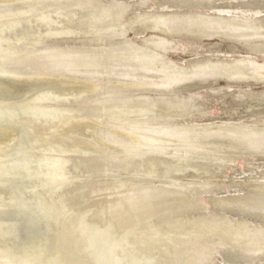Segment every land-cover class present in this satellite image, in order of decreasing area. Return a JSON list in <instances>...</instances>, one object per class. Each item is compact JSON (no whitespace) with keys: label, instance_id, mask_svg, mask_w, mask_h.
I'll use <instances>...</instances> for the list:
<instances>
[{"label":"bare ground","instance_id":"6f19581e","mask_svg":"<svg viewBox=\"0 0 264 264\" xmlns=\"http://www.w3.org/2000/svg\"><path fill=\"white\" fill-rule=\"evenodd\" d=\"M216 1L0 0V264H57V259L49 262L43 253L35 254L40 241L34 246L29 242L34 224L44 238L54 231L55 248L64 253L59 264H89L92 256H102L105 262L116 256L105 241L118 226L145 218L157 230L170 215L177 222L186 217L215 219L220 213L210 207L224 201L243 205L235 197L242 193L212 192L214 196L202 191L201 197L198 188L235 180L254 194L264 193V167L255 159L264 157V89L253 86L264 85V0H234L228 14L211 12ZM248 11L256 13L242 14ZM190 34L192 39L187 38ZM210 34L217 39L208 44L210 51L226 43L237 57L204 55L199 42H209ZM98 63L119 65L113 73L128 88L121 91L106 84L95 93L80 94L84 81L102 77L94 70ZM220 80L227 88L242 90L238 103L245 114L238 121L219 118L230 106L227 88L210 89ZM109 106V120L130 129L123 132L121 125L118 131L104 133L96 127V144L103 149L94 154L77 150L83 138H74L62 127L70 117H86L96 121L95 126ZM213 106L220 112H211ZM144 112L150 115L140 117ZM204 114L215 117L196 122ZM137 137L154 152L168 139L179 146L174 155L168 156V151L166 156L132 159L128 143ZM104 139L116 141L122 149L107 151ZM186 147L197 155L185 157ZM239 148L248 154L237 152ZM240 160L242 167L208 175L211 167ZM112 193L117 203L108 206ZM194 197L199 203L191 213L185 208L173 212L176 215L164 211L185 207ZM209 202L214 204L210 209ZM263 225L228 218L227 236H200L207 240L182 264H258L264 255ZM139 226L135 230L140 234L153 233ZM88 248L93 253L86 252ZM127 249L124 245L123 253Z\"/></svg>","mask_w":264,"mask_h":264},{"label":"rangeland","instance_id":"374dc122","mask_svg":"<svg viewBox=\"0 0 264 264\" xmlns=\"http://www.w3.org/2000/svg\"><path fill=\"white\" fill-rule=\"evenodd\" d=\"M13 1H15V2H13ZM23 1V0H22ZM233 1L234 0H217L216 2H217V5L214 7V8H212V10H211V12H214V13H217V14H228V13H230V11H233L232 9V6H231V4L233 3ZM7 2H9V3H17V0H10V1H8L7 0ZM18 2H21V0H18ZM256 12H253V11H251V12H245V13H242L244 16H252L253 14H255ZM202 22H206L205 20H201ZM188 37V39H192L193 37H192V34H190V36L189 35H187ZM212 34H210L207 38L210 40L209 42L207 41V40H199L200 42V46H199V49H201L202 51H203V54L204 55H207V56H213V55H216V56H223V57H225V58H236L237 57V52L235 51V50H233V52L231 51V49H229L228 48V46L226 45V43H221L220 44V46H219V44L218 45H216V46H218V48H216V49H214V50H212V51H210V49H208L209 47H208V44H210L211 43V45H213L214 44V42H216L217 41V39H216V37L215 36H212ZM212 40V41H211ZM236 53V54H235ZM79 54V53H78ZM177 60H179V61H181V60H183L182 58H178ZM94 66H95V68H94V70L96 71V72H100L101 74H103L102 75V77L100 78V79H98V80H92V81H89V82H86V81H84L83 83H82V85H81V87H85L84 88V90H83V88H82V90L80 91V94H82V95H87V94H91V93H95V92H97L100 88H101V86L103 87V86H105L106 84H108V85H110V84H112V85H114V86H117V88L118 89H120L121 91L122 90H126L125 88L127 87V86H125V83L121 80V78L119 77V75H117V74H115V73H113V72H116V70H118L120 67H119V65L118 66H112L110 63H107V64H94ZM105 69V70H104ZM126 69H130V66H128ZM194 70V69H193ZM104 71H110L111 73H109V74H104L103 72ZM130 72V73H129ZM132 72H134V71H132ZM132 72L131 71H127V73L128 74H132ZM193 71L191 70V73H192ZM195 72V71H194ZM96 81V82H95ZM222 81V82H221ZM224 81L223 80H220L219 82L217 81V84H215V85H212L211 87H210V89L212 90V91H216V92H218V91H220L222 88H227L226 86V84L225 83H223ZM85 83H87L86 85H85ZM100 83V84H99ZM216 83V82H215ZM258 82H256L253 86H254V88H263L264 89V87H262V86H264V85H258L257 84ZM99 86H98V85ZM91 85H93L92 87H91ZM89 86V87H88ZM98 86V87H97ZM122 86H124V87H122ZM216 87V89L214 88V87ZM55 87H56V85H55ZM89 88V89H88ZM123 88V89H122ZM128 88V87H127ZM97 91H96V90ZM85 90H87V91H85ZM90 90V91H89ZM134 90V89H133ZM93 91V92H92ZM214 91V92H215ZM242 90H239V89H235V88H232V89H230V88H227V90H225V92H228L227 94H226V97H225V99L230 103V106H229V108L227 109V111L225 112V113H222L220 116H219V118L221 119V120H232V121H238L242 116H243V114H245L244 112L242 113V111L240 110L241 109V107L239 106V98L241 97V95H240V92H241ZM82 92V93H81ZM90 92V93H89ZM135 92V91H134ZM133 95H135V97L137 96V93H134ZM241 99V98H240ZM217 106H213L212 108H211V112H213V113H215V112H220L219 110H221V109H219L218 107L216 108ZM108 109H107V113L106 114H101L99 117H98V119H100L99 121H97V123L95 124V126H94V123L96 122V121H89V119L88 118H86V117H75V118H72V120H70L71 119V117H70V119L68 120V122L69 123H66L63 127H62V129L63 130H65L66 132H69V134H71V135H73V137L75 138V137H80V138H83V140L82 141H79V143H78V145H76L75 146V148L77 149V150H79V151H82V152H85V153H88V154H94V153H96V152H98L99 150L101 151L102 149H103V147L104 146H99V145H97L96 144V140H98V137H95V134H96V132L94 133V131H95V129H96V127L100 130V131H102V132H104V133H106V132H111V131H118L119 130V128H120V126H121V128H122V130H123V132H126V131H124V130H126V129H130V126L128 127V125H125V123L124 124H121V123H119L118 121H116V120H113V121H110L111 119L108 117V114H110L109 112H112L111 110V108H110V106L109 107H107ZM229 111V112H228ZM53 114H55V113H53ZM146 114H149V113H147V112H144V113H140L139 115H141L140 117H143V115H146ZM226 114V115H225ZM104 115V116H103ZM150 115V114H149ZM194 115V114H193ZM228 115V116H227ZM102 116V117H101ZM203 117H202V119H200V118H198V119H196V122H209V121H211V119H213L214 117L213 116H205V114L204 115H202ZM136 117H139L138 115L136 116ZM207 117H209V119H207ZM226 117V118H225ZM85 118H86V120H85ZM211 118V119H210ZM73 119H74V121H73ZM76 119H78V120H76ZM80 119H81V123H80ZM83 119V120H82ZM110 119V120H109ZM203 120V121H202ZM86 121H87V123H86ZM103 121V122H102ZM73 122V123H72ZM86 124H85V123ZM112 122H113V124H112ZM70 123H72L71 124V126H70ZM80 123V124H79ZM92 123H93V125H92ZM115 123V124H114ZM118 123V124H117ZM105 124V125H104ZM73 125V126H72ZM89 125V126H88ZM116 127H115V126ZM117 125L119 126L118 128H117ZM70 128H69V127ZM87 126V127H86ZM126 126V127H125ZM88 127L90 128V129H88ZM104 127V128H103ZM114 127V128H113ZM66 128V129H65ZM117 128V129H116ZM126 128V129H125ZM73 129V130H72ZM87 129V130H86ZM72 130V131H71ZM82 130V131H81ZM85 130V131H84ZM91 132H93V133H91ZM93 130V131H92ZM121 130V129H120ZM78 131V132H77ZM84 132V133H83ZM79 133V134H78ZM77 134H78V136H77ZM123 134H126V133H123ZM87 135V136H86ZM94 136V137H93ZM95 138V139H94ZM97 138V139H96ZM136 139V140H135ZM108 139H104V143H106L105 144V146L108 148V146L110 147L109 149H107L106 148V150L107 151H118V150H120V149H122V146L120 145V144H117V142L116 141H112V140H108ZM170 140V141H169ZM89 141H90V143H89ZM93 141H94V143H93ZM135 141V142H134ZM141 144V142H140V139L137 137V138H134V139H132V141L131 142H129L128 143V150H130V153H131V156H129L130 158H134V157H136V158H141V157H149V155H153L154 153L156 154H161L162 155V153H163V155L162 156H166L165 154L167 153V155L169 156V155H171L172 153V155H174L175 154V150L177 149V146H179L177 143H176V141L174 142V140L172 139H168V140H164V141H160V145L159 144H157L156 145V148L158 149V152H154L153 150H151L148 146H146V144H144L145 145V147L143 146V145H140L138 142ZM169 142V143H168ZM171 142V143H170ZM92 143V144H91ZM103 143V142H102ZM103 143V144H104ZM164 143V144H163ZM80 144V145H79ZM166 144V145H165ZM88 145V146H87ZM95 145V146H94ZM97 145V146H96ZM169 145V146H168ZM172 145H174V146H172ZM101 148H99V147ZM162 146V147H161ZM113 147V148H112ZM116 147V148H115ZM131 147H132V149H131ZM148 147V148H147ZM164 147V148H163ZM175 148V149H173V148ZM93 148V149H92ZM97 148V151L95 150ZM141 148V149H140ZM146 148V149H145ZM160 148H162V149H160ZM148 149V150H147ZM164 149H167V151L166 150H164ZM172 149H173V151H172ZM184 149V148H183ZM187 147L184 149V150H182V151H184V153L185 154H183V152H182V154L185 156V157H193V156H196L197 154H195L196 152H195V150H192V149H194V148H189V149H187ZM94 150V151H93ZM160 150V151H159ZM237 150V149H236ZM239 151H237V152H241V153H244V154H248V152L247 151H245L243 148H239L238 149ZM191 151V152H190ZM146 152V153H145ZM186 153H191V154H189V156H188V154L186 155ZM145 154V155H144ZM148 154V155H147ZM142 155H144V156H142ZM128 157V158H129ZM255 159H257V163L259 164V163H262L261 165L264 167V157H259V156H257ZM259 159V160H258ZM221 165V164H220ZM214 166V167H211V168H209L208 169V171L210 172V174H208L209 176L211 175V172H214L215 170H222V171H225V170H229V171H231V170H233V169H236V168H238V167H242L243 166V161L242 160H240V161H236V164H234V165H230V166H227V165H225V164H222L221 166ZM238 166V167H237ZM234 167V168H233ZM236 167V168H235ZM235 177L237 176V175H234ZM233 176V177H234ZM211 177V176H210ZM227 181V180H226ZM225 180H223L222 182H220L219 184H216V186H209V187H204V188H198L199 190H201V191H199L198 192V196H201V197H203L204 196V192H202V191H207V192H209V191H211L210 193L212 194V192H214V193H217L218 195H221V196H224V195H227L228 194V192L229 193H242L243 194V196H241V195H238V196H235L236 198H239L240 200H241V202L243 203V205H241V206H238V205H236L234 202L232 203V201H230V202H228V201H224L223 203H221V204H219V205H214V204H212V202H209V203H211V204H208L206 207L207 208H209L210 206H212V205H214V207L216 206V207H218L219 209H221V210H218V208H214L213 206L212 207H210L209 209L211 210V211H216V209H217V211L215 212V213H220L218 216H220V217H214L215 219H213V218H211V219H207L206 217H200V218H203V219H200V221L199 220H191V219H188L189 217H186V218H184L183 220H180V221H178L177 222V220H176V218H175V216L174 215H170L169 216V218L170 219H167V220H165L163 223H162V227H161V229H154L153 227V222H152V220L151 219H147V220H145V218H143L141 221H139V222H136V221H134L132 224H130V225H127V226H125V227H123V228H121V227H119L118 226V228L116 229V228H114V225H113V228L115 229L113 232H111L110 234H108L107 236H108V240L107 241H105V242H107V248L110 250V251H112L111 253H114V255H116V256H113V257H115L114 259L113 258H108L105 262H103V259H102V256H99L98 258L96 257V256H92V257H90V262H89V264H156L157 262H158V264H182V263H185V261H187V259H189L188 257H190L191 256V254L192 253H194V249H195V247L199 244V243H202V242H204V241H206L207 239V237H209V238H211L210 237V233H211V235L213 236V234H214V237H216L217 236V238L219 237L220 238V236H221V238L220 239H223V237H225V236H227V234H226V232H229V231H225V226H226V221H227V219L228 218H232L233 220H235V221H241V219H242V221H246V222H248V223H250V224H252V225H257L256 227H258V228H260L263 224H264V210H262L261 211V209H264V193H256V194H254V192L252 193L251 192V190H248V189H244V188H241L240 187V185H238L236 182H235V180H231V182L230 181H227L226 182ZM237 185H236V184ZM229 184H231L229 187H228V185ZM233 184H234V186H233ZM217 188H219L218 189V191H217ZM243 189V190H242ZM186 191H188V189H185ZM216 190V191H215ZM237 191V192H236ZM123 192H127V190H124ZM188 192H190V191H188ZM138 194L140 193L139 191L137 192ZM201 193H203L202 195H201ZM249 193H250V195H249ZM248 194V195H247ZM260 194V195H259ZM261 194L263 195V196H261ZM212 195H214V196H216L215 194H212ZM254 195V196H253ZM257 195H259L260 197L258 198V196ZM115 196H116V194H114V193H112V194H110L109 196H108V199L110 198V200H109V205L108 206H114L117 202H115V201H117V200H114L115 199ZM118 196V195H117ZM120 197H122L121 195H119ZM240 196V197H239ZM249 196V197H248ZM123 198H125V197H123ZM123 198H121V199H123ZM198 198H200V197H198ZM254 198V199H253ZM196 198L194 197L193 198V200L192 201H189V205H186L185 207H174V209H168V208H165L164 209V211H166V212H175L176 213V211L178 212V211H182L184 208H185V210L184 211H186V213H187V210H189L188 211V213H191V212H193V210H194V208L195 207H197V204L196 203H199L198 201H196L195 200ZM119 200V199H118ZM259 200V202H257ZM200 201V200H199ZM228 203V204H226V203ZM188 203V202H187ZM201 203H202V201H201ZM241 203V204H242ZM112 204V205H111ZM114 204V205H113ZM191 204H193V205H191ZM231 204V205H230ZM233 204V205H232ZM249 204V205H248ZM258 204V205H257ZM222 205V206H221ZM247 206V207H245V206ZM260 205V206H259ZM194 206V207H193ZM220 206V207H219ZM224 206H226V207H224ZM227 206H229V208L227 207ZM231 206V207H230ZM236 206V207H235ZM245 208H247V209H244V207ZM252 208H251V207ZM257 206H258V208H259V210H257L258 208H257ZM223 207V208H222ZM235 207V208H234ZM192 208H193V210H192ZM207 208H205V209H207ZM213 208V209H212ZM232 208V209H231ZM248 208H249V210H252V213L250 214V212L251 211H249L248 210ZM182 209V210H181ZM187 209V210H186ZM234 210V212H235V214H234V212L233 211H231V210ZM44 211H46V207H44V209H43ZM42 210V211H43ZM192 210V211H191ZM236 210V211H235ZM241 210V211H240ZM246 212H245V211ZM220 211V212H219ZM243 211V212H242ZM260 211L262 212V213H260ZM237 212H239V213H237ZM175 213H173V214H175ZM228 213V214H227ZM245 213H246V215H247V213H249L248 215H247V217L245 216ZM239 214V215H238ZM257 214V215H256ZM176 215V214H175ZM237 215V216H236ZM252 215H253V217H252ZM263 215V216H262ZM174 218H173V217ZM232 216V217H231ZM239 216V217H238ZM245 216V217H244ZM255 216V217H254ZM177 217V216H176ZM227 217V218H226ZM251 217V218H250ZM262 217V218H261ZM226 218V219H225ZM261 218V219H260ZM137 219V218H136ZM172 219V220H171ZM207 219V220H206ZM256 221L257 219V221H256V223L253 221ZM175 220H176V224H175ZM190 220V221H189ZM202 220V221H201ZM250 220V221H249ZM262 220V222H263V224H262V222H260V221ZM166 221L168 222V224L166 223ZM174 221V224L172 223ZM184 221V222H183ZM196 221V222H195ZM183 222V223H182ZM191 222V223H190ZM195 222V223H194ZM260 222V223H259ZM115 223V222H114ZM134 223H135V225H134ZM190 223V224H189ZM194 223V224H193ZM113 224V223H112ZM183 224V225H182ZM185 224V225H184ZM97 224H96V222H95V224H92V226L95 228V226H96ZM111 225V224H110ZM109 225V226H110ZM117 225V224H116ZM137 225H141V226H139V228L138 229H143L144 231L149 227V228H152V230H153V233H151V232H145V234L144 233H142V234H140L141 232H138V230H135L136 229V226ZM177 225H178V227H177ZM192 225V226H191ZM207 225V226H206ZM260 225V226H259ZM168 226V227H167ZM181 226H183V227H181ZM195 226V227H194ZM264 226V225H263ZM93 227H90V229L91 228H93ZM111 227V226H110ZM110 227H108L107 229H109ZM183 228V229H182ZM210 228V229H209ZM235 228L236 227H233L232 229H234L235 230ZM39 227H38V225L37 224H34V227H32L29 231H30V233H31V237L29 238V242L30 243H32V245L34 246V242H39V243H36V247L37 248H39L38 249V251H41V252H38L37 251V248L35 247V250H36V253L35 254H38V255H40V253H43L44 255V260H45V257H46V261L47 260H49V262H50V260L51 261H53L52 259L54 258V259H57V260H55L56 262H57V264H59L60 262V260H61V257H63V255H64V253L63 252H61L60 250H58L57 248H55V246H56V240H55V236H54V234H53V232L51 233V234H49L46 238H44V237H42L41 236V234H40V232H39ZM38 230V231H37ZM137 233H136V232ZM174 231V232H173ZM202 231V232H201ZM207 231H209V233L207 232ZM211 231H213V232H211ZM220 232V233H219ZM39 233V234H38ZM136 235H135V234ZM139 233V234H138ZM198 233H199V235H198ZM202 233V234H201ZM204 233V234H203ZM147 234V235H146ZM208 234H209V236H208ZM226 234V235H225ZM177 235V236H176ZM204 237H206L205 239L204 238H202L203 236ZM216 235V236H215ZM198 236V237H197ZM200 236H202V237H200ZM49 237V238H48ZM138 237V238H137ZM147 237H149V239L147 238ZM188 237H189V239H188ZM200 237V238H199ZM52 238V239H51ZM141 238V239H140ZM152 238V239H151ZM201 238L202 239H204V240H201ZM208 238V239H209ZM197 239V240H196ZM37 240V241H36ZM140 240V241H139ZM147 240V241H146ZM47 243H45V242ZM52 241V242H51ZM54 241V242H53ZM96 241V240H95ZM94 241V242H95ZM145 241V242H144ZM155 241V242H154ZM194 241V242H193ZM195 241H197L196 243H195ZM202 241V242H201ZM44 244H43V243ZM175 242V243H174ZM89 243H92L91 241L89 242ZM195 243V244H194ZM46 244V245H45ZM138 244V245H137ZM264 244V243H263ZM263 244H261V245H263ZM40 245V246H39ZM45 245V246H44ZM90 244H88L87 246H89ZM124 245H126L127 246V251H125L124 253H123V249H124ZM141 245V246H140ZM186 245H188L187 247H186ZM192 245V246H191ZM46 248L47 247V249H45L44 247ZM184 247V248H183ZM116 248V249H115ZM166 248V249H165ZM41 249V250H40ZM49 249H51V250H49ZM89 250L88 251H86V252H88L89 254H91V253H93L92 251L93 250H91L92 248H88ZM181 249H182V252H180L181 251ZM190 249V250H189ZM186 250V251H185ZM188 250V251H187ZM194 250V251H193ZM49 251V252H48ZM84 251V250H83ZM184 251V252H183ZM191 251H193L192 253H190ZM85 252V253H86ZM170 252V253H169ZM122 253V254H121ZM174 253V254H173ZM175 253H176V255H175ZM178 253V254H177ZM131 254V255H130ZM189 254V255H188ZM216 254H217V252H216ZM169 255H171L170 257H169ZM179 255V256H178ZM180 255H181V257H180ZM218 255H220V253L218 252ZM58 256V257H57ZM177 256V257H176ZM185 256V257H184ZM188 256V257H187ZM217 256V255H216ZM56 257V258H55ZM152 257V258H151ZM159 257V258H158ZM162 257V258H161ZM167 257V258H166ZM91 258H92V260H91ZM100 258V259H99ZM155 258V259H154ZM169 258H171V259H169ZM173 258V259H172ZM180 258V259H179ZM187 258V259H186ZM74 259V261L76 260V257H74L73 258ZM94 259V260H93ZM98 259V260H97ZM155 261H154V260ZM158 259V260H157ZM161 259V260H160ZM183 259V260H182ZM89 260H87V261H89ZM115 260V261H114ZM157 260V261H156ZM170 260V261H169ZM176 260V261H175ZM220 260H222V258L221 259H219V261ZM98 261V262H97ZM114 261V262H113ZM160 261V262H159ZM172 261V262H171ZM175 261V262H174ZM183 261V262H182ZM93 262V263H92ZM166 262V263H165ZM170 262V263H169ZM176 262H178V263H176ZM181 262V263H180ZM256 262H258V264H263L264 263V255H263V257H262V255L261 256H259L258 257V260L256 261ZM61 264H72V263H63L62 261H61ZM249 264H257V263H251V261H249Z\"/></svg>","mask_w":264,"mask_h":264}]
</instances>
